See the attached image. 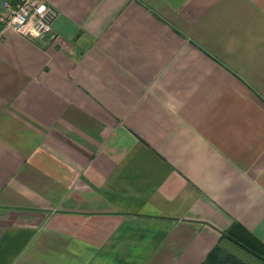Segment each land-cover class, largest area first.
<instances>
[{"label":"crops","instance_id":"1","mask_svg":"<svg viewBox=\"0 0 264 264\" xmlns=\"http://www.w3.org/2000/svg\"><path fill=\"white\" fill-rule=\"evenodd\" d=\"M0 264L264 256V0H44L1 18Z\"/></svg>","mask_w":264,"mask_h":264},{"label":"built area","instance_id":"2","mask_svg":"<svg viewBox=\"0 0 264 264\" xmlns=\"http://www.w3.org/2000/svg\"><path fill=\"white\" fill-rule=\"evenodd\" d=\"M7 15L1 18L4 26L11 27L28 38H38L51 31L54 9L44 0H15L4 5Z\"/></svg>","mask_w":264,"mask_h":264},{"label":"trees","instance_id":"3","mask_svg":"<svg viewBox=\"0 0 264 264\" xmlns=\"http://www.w3.org/2000/svg\"><path fill=\"white\" fill-rule=\"evenodd\" d=\"M226 244H230L240 248L244 252V254L250 257V260L257 261L260 264H264V256H261L258 253L255 254V252H253L252 250H248L250 248H247V246L245 247L243 243L239 242L234 237L225 234L218 239L215 246L200 264H251L244 259H236V257L231 254L227 255L224 252V250H226Z\"/></svg>","mask_w":264,"mask_h":264},{"label":"rangeland","instance_id":"4","mask_svg":"<svg viewBox=\"0 0 264 264\" xmlns=\"http://www.w3.org/2000/svg\"><path fill=\"white\" fill-rule=\"evenodd\" d=\"M224 252L227 255L228 254L233 255L234 257H236V259L237 258L244 259L245 261H248L251 264H260L257 261L250 260V257L247 256L246 254H244V252L240 248H238L236 246H233V245H230V244H226V250H224Z\"/></svg>","mask_w":264,"mask_h":264}]
</instances>
